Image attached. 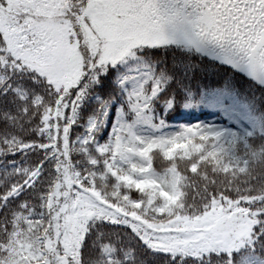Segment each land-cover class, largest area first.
I'll list each match as a JSON object with an SVG mask.
<instances>
[{"label": "snow or ice", "instance_id": "snow-or-ice-1", "mask_svg": "<svg viewBox=\"0 0 264 264\" xmlns=\"http://www.w3.org/2000/svg\"><path fill=\"white\" fill-rule=\"evenodd\" d=\"M0 264H264V0H0Z\"/></svg>", "mask_w": 264, "mask_h": 264}]
</instances>
